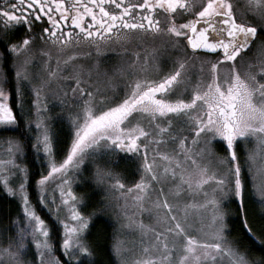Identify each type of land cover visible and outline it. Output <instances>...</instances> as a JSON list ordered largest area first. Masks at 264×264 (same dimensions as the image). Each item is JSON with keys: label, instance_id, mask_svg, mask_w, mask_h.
I'll return each mask as SVG.
<instances>
[{"label": "snow or ice", "instance_id": "snow-or-ice-1", "mask_svg": "<svg viewBox=\"0 0 264 264\" xmlns=\"http://www.w3.org/2000/svg\"><path fill=\"white\" fill-rule=\"evenodd\" d=\"M249 16L251 20L247 18ZM241 17L237 16L233 0H0V45L4 47L0 59L6 61L28 52L37 41L56 48L58 52L82 42L94 46L99 52L101 44L127 42L133 34L164 33L171 39L173 47L182 53L173 68L158 79L133 75L125 85L123 96L115 99L104 96L97 99V90L79 74L66 77L71 82L69 91L76 99L77 110L69 113L73 139L66 157L58 164L53 160L52 136L42 115L46 114L47 105L40 100L47 81L32 87L35 100L30 103L35 108V127L39 133L33 147L46 154L50 162L47 175H42L38 181L41 202L45 201L46 182L53 174L66 175L70 167L76 169L83 163L89 151L96 153L101 149L140 153L145 175L133 188L143 194L135 199L142 200L151 193L153 182H161L157 171L160 165L155 159L149 160V147L159 144L167 135L178 141V151L167 154L153 147L155 155L166 162L163 175L178 177L180 191L185 185L188 189H199L209 180L216 184L212 198L205 202L212 207L213 229L210 239L191 234L196 230L187 223V209L194 206L186 205L184 215L178 216L161 188V195L151 204L157 210L162 208L165 213L158 217L165 224L164 231L155 233L152 229L163 254L148 255L151 248H144L145 256L138 258L135 264H170L175 252L180 253L178 264H264V256L253 258L248 251L241 250L239 241L229 239L226 213L220 203L228 196L235 198L244 231L254 241V246L258 244L260 251L264 252V243L259 242L245 215V180L237 152L238 143L249 137L264 143V0H247ZM21 28L24 34L18 36ZM188 49L193 56L187 55ZM251 52L255 53L256 65L249 60L242 71L239 65ZM210 56L216 58L209 59ZM75 57L76 53L69 55L65 63ZM193 59H199L201 63V76L195 81L188 76L189 62ZM28 63L25 58L14 68L16 83L13 92L5 90L4 84L8 81L0 82V125L18 123L14 103H19L22 117L31 114V109L25 110L21 87L22 83L28 82L25 67ZM205 64L207 79L203 78ZM225 64L228 72L222 78L220 69ZM56 75V69L49 70V78ZM64 96L67 99L68 92ZM176 120L188 126L190 140L182 133L172 135ZM6 143L10 156L13 150L22 151L19 142ZM199 144L203 147L194 152L192 146ZM213 145L222 148L226 154L217 157ZM204 154L218 159L224 166L223 173L210 172L208 164L201 163ZM10 167L19 169L14 158L0 160V182L13 196L19 193L24 221H14L15 245L10 243L0 248V264H24L21 256L24 241L29 236L37 249L38 264H65L54 254L51 243L55 226L50 227L37 214L26 193L25 183H19L18 189L10 186ZM21 171L26 180L27 169ZM97 179L114 187H125L111 171H98ZM68 183L62 180V184ZM60 193V205L67 209L73 222L60 220L63 234L57 237V244L68 262L85 264L80 254L85 257L92 254L83 239L89 217L77 208L79 201L71 187L67 191L60 187ZM259 194L261 203H264V185ZM54 200L52 197L48 202ZM54 214L59 220L58 213ZM139 227L144 230L147 226L141 223ZM165 233L172 236L171 243ZM115 251L118 255L121 252L119 242Z\"/></svg>", "mask_w": 264, "mask_h": 264}, {"label": "rangeland", "instance_id": "rangeland-1", "mask_svg": "<svg viewBox=\"0 0 264 264\" xmlns=\"http://www.w3.org/2000/svg\"><path fill=\"white\" fill-rule=\"evenodd\" d=\"M246 2L247 1H245V3ZM245 8L246 4L241 8V13L245 11ZM247 18L249 20L252 19L251 16ZM21 32V34H24V30H22ZM162 43L163 42L161 40H157L156 42L155 40L153 41V39L147 38L146 36L133 34L132 38L127 42L110 41L106 44H101L99 52L94 46H90L83 42L79 45H73L72 47L65 49L64 51L58 52L56 48L37 41L28 52H25L20 57L12 59L13 71L15 67L22 64V61L25 58L29 60V63L25 66L27 68L28 82L22 83L21 87L24 91L23 100L25 101V110L31 109V114L24 117L27 122V128L31 131L34 138V143H36L35 137L39 133L35 127V122L37 120L35 108H32L30 103L31 101L35 100V96L32 94L33 86L39 85L42 81H47L46 86L41 92L40 100L47 105L46 114L42 113V115H44L45 121L50 129V133L52 136V145L54 142V122L56 120H63L67 125H69L72 141L74 129L69 118V113L75 112L77 108L76 99L72 98L71 92L69 91L71 82L66 79V77L79 74L85 79H88L93 87L97 90V99H99V97L101 96L115 99L117 97L123 96V90L125 89L126 83L129 81V72L132 68L135 67L137 70L145 69L146 71V68H143L141 64L135 65L134 58L137 56V53L141 52L140 60H145L148 57L152 56L153 53L155 54V52L157 51V46L160 47ZM73 53H76L75 59L65 63L67 57L69 55H72ZM181 54L178 55V57H180ZM187 55L190 56L188 53ZM197 55L203 56L204 54ZM254 55V52L248 53L245 57V60L241 61L239 66L242 71L246 67L249 60H252L253 64L256 65V60L253 59ZM49 56L51 57V59H49ZM165 57L168 58L170 56L165 55ZM215 58V56L209 57V59ZM58 62L59 66L57 67ZM190 63L193 64L196 68V73H194L196 74L197 78L200 77V60L193 59L190 61ZM221 68L222 69H220V73H223V68L225 67L221 66ZM50 69L57 70V75L55 77L49 78L48 72ZM144 75L146 74L144 73ZM207 76L208 67L205 64L203 68V78L207 79ZM156 77V75L153 76V78ZM3 81H5L3 59H0V82ZM65 92H68L67 99L64 96ZM17 108L19 109V103H17ZM144 123L147 126V120H145ZM15 126L16 125H0V130H12L15 128ZM173 128L175 131L172 133V135L175 136L179 133H182L184 136L189 137V140L191 139L190 129L187 125L181 123L179 120L174 121ZM6 141H19L15 139L0 138V160L7 161L14 158L15 164L19 166V169L10 167L11 174L9 175L10 186L14 189H18L19 183L23 182L26 185V180L23 179L24 173L21 171L22 169H25V165L23 163V150L20 152H15L13 150L10 156L8 154L9 145L6 143ZM239 144L240 148L237 152L242 167L243 178L245 181H249L253 196L262 212L264 213V203H261L259 194L261 186L264 185V143H261V141L255 137H249L248 139L240 141ZM70 146L71 142L69 145V149ZM153 147H155L161 153L171 154L173 151H178V141L173 140L171 137L166 135L159 144L150 145L148 158L150 161L152 159H155L157 164L160 165L157 171L158 174L161 175V182H153L151 193L147 197H144L142 200L137 201L135 199L138 195L143 194L139 193L135 188H133V185L140 181L141 176L145 175V173L141 169L143 159L140 153L130 154L122 151L110 152L101 149L96 153L89 151V153L84 156L83 163L76 169L70 167L66 175L62 176L59 173L53 174V177L50 178L45 185V201L43 202L44 205L56 219L57 216L54 213H58L59 220H57L59 221V223L60 220L68 219L69 223L71 224L73 221H71L67 209L60 205V187H64L65 191H67L68 187H71L72 192L75 194L79 201L77 204V208L80 210L82 206V199L75 191V186L79 180L80 175L83 173L85 166L88 164L93 165V162L104 157H113L116 154L121 153L130 156V165L127 167L131 171L130 173L133 174L134 172H136L138 178L131 185H124V188H118L114 187L107 181L101 183L97 179V173L102 169L97 165H93V181L96 185H98L99 188L104 191L106 196V208L112 214L113 221L116 225V236L113 251L118 264H135V261L138 258H142L145 256V252L143 251L144 248H151L148 255L160 256L163 254V250L159 247L158 242L155 240V233L164 231L165 224L163 220L158 219V217H163L165 213L162 208L157 210L151 204L152 200H155L158 196L161 195V188L163 189V195L166 196L169 203L174 206V209L176 210V214L178 216L182 217L184 215L186 205L194 206L187 209V223L193 225L196 230H190L191 234L199 235L201 238L207 237L210 239L213 229L212 207L210 204H206L205 202L212 198L213 190L216 188L215 182L209 180L199 189H188L185 185L184 190L180 191L177 188V185L180 184V180L178 177L172 178L170 175L167 177L163 175L162 169L166 162L163 161L160 156L155 155V153L153 152ZM202 147V144L192 146L194 152H199ZM213 147L215 149L217 157H221L226 154L218 153L215 145H213ZM37 154L40 163H42L46 169L44 175H47L48 171L50 170V162L47 158V155L43 152H37ZM250 157L252 158L250 159ZM53 160L57 164L63 161H56L54 153ZM201 163L208 164L210 172L223 173L224 171V166L219 163L218 159H214L207 154H204V158ZM115 177L120 179V177L117 175H115ZM62 180H67L69 181V183L62 184ZM1 184L3 185L5 191H7V188L4 186V184L2 182ZM129 189H131V191H129ZM38 192L40 196L41 193L39 185ZM13 197L20 204V210L17 214L16 220L19 219L21 221H24V217L22 215L23 201L18 192L17 195ZM52 197H55V200L53 202H48ZM217 199H219V196H217ZM232 199L235 198L232 196H228L227 199L220 201L223 210L226 213L225 223L227 214L229 213V203ZM201 205L203 206L201 207ZM141 223L147 226L146 229L141 230V228L139 227ZM152 229L155 230V233L152 231ZM85 232L83 233V239ZM165 235H167V239L171 243L173 239L172 236L168 235L167 233H165ZM15 240L16 237L6 245L0 242V248L7 247L10 243L15 245ZM118 242L121 249L119 255L115 251V245ZM24 243L25 249L21 256L22 261L24 262V264H38L37 249L31 237L29 236L28 238H26ZM80 255L84 256L83 254ZM179 255V252H175L170 258V264H178ZM162 264H168V262H162Z\"/></svg>", "mask_w": 264, "mask_h": 264}, {"label": "trees", "instance_id": "trees-1", "mask_svg": "<svg viewBox=\"0 0 264 264\" xmlns=\"http://www.w3.org/2000/svg\"><path fill=\"white\" fill-rule=\"evenodd\" d=\"M19 36V35H18ZM0 50L4 53L3 45ZM3 70L6 90L13 92L15 86V76L12 69V59L4 60ZM11 102V101H10ZM14 111L18 113L15 128L12 130H0V138L15 139L20 142L23 150V163L27 169L26 192L31 205L38 215H40L49 226H55L56 232L51 236L54 254L64 261L65 264H75L68 262L66 255L62 254V249L57 244V237H62L63 230L59 221L46 208L40 200L38 192V181L45 174L46 169L40 163L36 149L33 147L34 138L31 131L27 128L25 117H22L17 103L13 104ZM53 153L56 161H62L67 155L71 142V130L63 120L54 122L53 134ZM218 153L224 154L219 146L215 145ZM103 171H111L120 177L122 183L126 185L133 184L138 178L136 172L133 174L127 166L130 165V156L125 154H116L113 157H104L93 162ZM93 165H86L83 173L80 175L75 186V191L82 199L80 211L89 217L88 228L84 235V241L92 250L90 256H81L85 264H118L114 251V241L116 236V225L113 221L112 214L106 208V196L104 191L93 181ZM245 215L248 218L249 226L252 227L253 233L259 242L264 243V213L257 204L253 192L250 188L249 181H245ZM238 205L235 199L229 203V213L227 214L226 225L229 239L240 242L242 251H248L253 258L264 256L259 245L254 246V241L244 231L242 217L237 212ZM20 210L19 202L7 191L0 182V242L4 245L11 242L16 237L15 224L17 214ZM261 211V212H260Z\"/></svg>", "mask_w": 264, "mask_h": 264}, {"label": "flooded vegetation", "instance_id": "flooded-vegetation-1", "mask_svg": "<svg viewBox=\"0 0 264 264\" xmlns=\"http://www.w3.org/2000/svg\"><path fill=\"white\" fill-rule=\"evenodd\" d=\"M245 1H247V0H233L234 9L237 12L238 18H241V8L243 6H245V4H246ZM22 30H23V28H21L18 35H23V34H21ZM137 35H139V34H137ZM143 36H146L147 38H151V39H153V41L155 40L156 42H157V40H161L163 43L160 45V47L157 46V51L155 52V54L153 53L152 56L148 57L145 60H140L141 52L137 53V56L139 58H137V56H136L134 58V63H135V65L141 64L143 68L144 67L146 68V71H145V69L137 70L135 67L132 68L129 72V78H128L129 81L132 79L133 75H144V73L151 78H153L154 75H156L159 78L164 73L168 72L169 70H171L173 68L174 62L178 58V55L181 54V51L178 48L173 47L172 41L169 38V36H167L164 33H161L159 35L145 34ZM181 46H183V42H181ZM164 52H166V53H164ZM0 53H2L1 50H0ZM187 53L190 56H193V53L190 49L187 50ZM198 54H204V53H198ZM165 55H169L170 57L166 58ZM145 61H146V63H145ZM3 63H4V59H3ZM223 66L225 67V68H223V73H220L222 78L224 77L223 75H226L228 72V65L225 64ZM151 68H152V70H151ZM194 72L196 73V68L193 64H191L189 62L188 76L193 81H195L197 79V76ZM157 77L153 78V79H158ZM239 148H240V144L238 143L237 151L239 150Z\"/></svg>", "mask_w": 264, "mask_h": 264}]
</instances>
